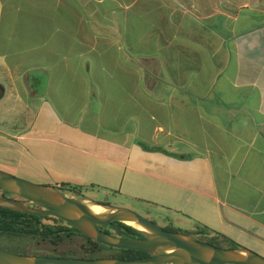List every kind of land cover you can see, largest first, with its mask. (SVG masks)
Here are the masks:
<instances>
[{
  "label": "crops",
  "instance_id": "obj_1",
  "mask_svg": "<svg viewBox=\"0 0 264 264\" xmlns=\"http://www.w3.org/2000/svg\"><path fill=\"white\" fill-rule=\"evenodd\" d=\"M137 1L0 0V159L262 255L264 0Z\"/></svg>",
  "mask_w": 264,
  "mask_h": 264
},
{
  "label": "water",
  "instance_id": "obj_2",
  "mask_svg": "<svg viewBox=\"0 0 264 264\" xmlns=\"http://www.w3.org/2000/svg\"><path fill=\"white\" fill-rule=\"evenodd\" d=\"M0 189L20 198L0 194V208L22 214L54 217L106 247L148 255L134 260H85L20 255L0 249V264H264V257L253 251L219 248L191 235L167 231L135 211L69 196L53 186L38 185L2 170ZM95 207L102 208V212H96L93 209ZM113 222L135 229L143 239L122 238L99 229V226Z\"/></svg>",
  "mask_w": 264,
  "mask_h": 264
},
{
  "label": "rangeland",
  "instance_id": "obj_3",
  "mask_svg": "<svg viewBox=\"0 0 264 264\" xmlns=\"http://www.w3.org/2000/svg\"><path fill=\"white\" fill-rule=\"evenodd\" d=\"M132 0H126V2H131ZM168 1L170 0H138L137 4L134 6V8L131 11H138L140 10V8H147L149 14H156V10L159 8H162V4L163 3H168ZM192 1H197V0H189V2ZM249 1V3L251 4H256V0H247ZM178 2V1H177ZM179 2L183 3V2H187L186 1H182L180 0ZM18 3V1L16 2V4ZM7 8V6L5 7ZM8 9V8H7ZM133 17V15H132ZM7 18H10V16H7ZM18 19H20V21H23L25 19L24 16L20 15L19 17H17ZM134 18V17H133ZM259 21H261V23H264V17L261 18ZM93 65L95 66V61L93 60ZM41 78V79H40ZM40 79V84L37 86L35 84H33V86H37L36 88H38L39 90L42 91V83L44 82V78L43 77H39ZM11 102V103H10ZM9 102L10 107L16 108L19 111H22V108L18 106V104H16L13 99ZM2 110V107H0V111ZM16 113V111H13L11 109L10 115ZM9 115V114H8ZM3 145H5L3 143ZM5 151V153L10 154L12 152L13 155L15 152V148L10 147L8 144L5 145L3 147ZM15 155H17V153L15 152ZM9 159H11V161H8L10 163H7V161H1L0 159V167L3 169H0L2 171H5L7 173H10L18 178L24 179L26 181L38 184V185H43V186H52V185H47V184H43L42 180L38 181L39 179L33 177L32 175H30L29 172V168L27 167V165H24V167H20V166H16V164H14L16 162V158L10 157ZM15 161V162H13ZM9 170V171H8ZM65 185V186H63ZM67 183L65 184H61V185H54L53 187L57 188L59 191L68 188ZM72 185V184H69ZM72 187H74V185H72ZM79 191L81 193H79V197L77 198H87L93 201H96L98 203H102V204H107L113 207H119V208H125V209H129L132 211H135L137 213H139L140 215L144 216L145 218L151 220L152 222L158 224L159 226H161L163 229L166 230H171V231H176L177 233H181V234H185V235H191L194 236L197 240L204 242V243H209L212 244L216 247H221L223 249H246L245 247H243L242 242L243 241H234V240H229L228 238L225 237H220L218 234H216L214 231V235L211 233V231L209 230H203L205 229L204 225H201V223H199L198 221L196 222V220H192L189 221V217H180L178 215H169V214H160L158 213L155 209L153 208H148L146 210V208L142 207L141 205H139L138 203H136V201L133 200H129L123 196H119L116 193H113L111 191H100L99 188H95V191L91 190V189H84L82 187H78ZM100 191V192H99ZM63 192V191H62ZM68 195H71L69 192H64ZM184 220V223H181L180 221ZM190 222V224H189ZM45 248H47L45 246ZM45 248H41L38 249L37 246H35L33 243L26 241V240H11V239H7V238H0V249H4L6 251L9 252H14L16 254H20V255H44L46 253L41 254L43 251V249ZM64 249H69V246H66ZM249 250V249H246ZM252 251V250H250ZM51 252V251H50ZM50 252H47V254L49 255ZM254 252V251H253ZM75 255L78 258L75 259H85V260H101V259H120L123 254L117 250V249H112V248H101L100 250H96L95 252H90V251H83L81 249H75ZM256 253V252H255ZM259 254V253H257ZM260 256L264 257V254H259Z\"/></svg>",
  "mask_w": 264,
  "mask_h": 264
},
{
  "label": "trees",
  "instance_id": "obj_4",
  "mask_svg": "<svg viewBox=\"0 0 264 264\" xmlns=\"http://www.w3.org/2000/svg\"><path fill=\"white\" fill-rule=\"evenodd\" d=\"M66 186H68L67 190L63 189L60 191L69 192L71 194L69 196L79 197L78 194L81 192L77 186L72 187V185L69 184ZM5 197H7V195H5ZM110 227L113 230L112 234H116V236L119 237L137 239L141 236L135 229L119 222L111 223ZM74 231L77 230L68 228L62 221L54 217L28 215L0 208V238L26 240L33 243L38 249L42 247L45 248V246L47 247L41 251V254H46L35 256L78 258L74 253L75 249L95 252V250H100V248H108L90 238L81 235L78 236ZM66 246H69V249H64ZM119 251L123 254L120 259L124 260L148 257L147 254L137 251ZM47 252H50L49 255Z\"/></svg>",
  "mask_w": 264,
  "mask_h": 264
},
{
  "label": "flooded vegetation",
  "instance_id": "obj_5",
  "mask_svg": "<svg viewBox=\"0 0 264 264\" xmlns=\"http://www.w3.org/2000/svg\"><path fill=\"white\" fill-rule=\"evenodd\" d=\"M0 194L1 195H3V196H5V195H7V197H9V198H14V199H20V198H18V197H15L14 195H12V194H9V193H7V192H5V191H3L2 189H0ZM102 204V203H101ZM107 205V204H106ZM61 221V220H60ZM63 222V224L65 225V226H67L68 228H74V229H76L77 231H74V233L76 234V235H78V236H83V237H86V238H88L87 236H85V235H83L77 228H75V227H73L72 225H70V224H68V223H66V222H64V221H62ZM114 223V222H113ZM110 225L111 224H108V225H102V226H99V229L101 230V231H103L104 233H106V234H108V232H109V235H111L112 234V232H113V230L111 229V227H110ZM166 230V229H165ZM112 235H115L116 236V234H112ZM122 238H124V237H122ZM130 239H133V238H130ZM137 239H143V237L142 236H140V237H138ZM109 248V247H108ZM101 249V248H100ZM96 251V250H95Z\"/></svg>",
  "mask_w": 264,
  "mask_h": 264
},
{
  "label": "bare ground",
  "instance_id": "obj_6",
  "mask_svg": "<svg viewBox=\"0 0 264 264\" xmlns=\"http://www.w3.org/2000/svg\"><path fill=\"white\" fill-rule=\"evenodd\" d=\"M93 209H94L96 212H98V213L102 212V208H100V207H95V208H93ZM129 225L134 226V227H136L137 229H141V228L137 227L136 225H134L133 223H129Z\"/></svg>",
  "mask_w": 264,
  "mask_h": 264
}]
</instances>
